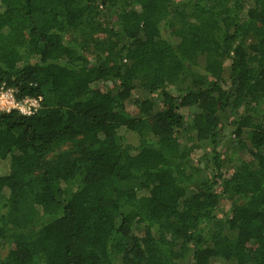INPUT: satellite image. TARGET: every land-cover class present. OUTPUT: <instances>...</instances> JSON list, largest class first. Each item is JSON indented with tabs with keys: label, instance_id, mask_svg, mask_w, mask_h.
<instances>
[{
	"label": "trees",
	"instance_id": "1",
	"mask_svg": "<svg viewBox=\"0 0 264 264\" xmlns=\"http://www.w3.org/2000/svg\"><path fill=\"white\" fill-rule=\"evenodd\" d=\"M2 87L0 264H264V0H0Z\"/></svg>",
	"mask_w": 264,
	"mask_h": 264
},
{
	"label": "built area",
	"instance_id": "2",
	"mask_svg": "<svg viewBox=\"0 0 264 264\" xmlns=\"http://www.w3.org/2000/svg\"><path fill=\"white\" fill-rule=\"evenodd\" d=\"M41 99L25 98L18 100L15 91L2 87L0 89V112L16 111L25 116H31L40 108Z\"/></svg>",
	"mask_w": 264,
	"mask_h": 264
},
{
	"label": "rangeland",
	"instance_id": "3",
	"mask_svg": "<svg viewBox=\"0 0 264 264\" xmlns=\"http://www.w3.org/2000/svg\"><path fill=\"white\" fill-rule=\"evenodd\" d=\"M225 65H226V66H229V61H228V60H226ZM231 133H232L231 128L226 129V130H225V137L230 136ZM128 140H129V143H133L134 145H136V143H137V141H136V139H135V136H133V135H129V136H128ZM226 162H227V161L225 160V163H226ZM225 209H227V208H225ZM3 254H5V252H2V253H1V255H3Z\"/></svg>",
	"mask_w": 264,
	"mask_h": 264
}]
</instances>
